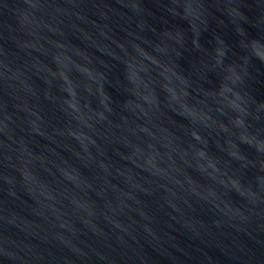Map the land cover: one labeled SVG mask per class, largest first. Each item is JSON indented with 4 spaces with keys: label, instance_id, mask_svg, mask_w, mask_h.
Here are the masks:
<instances>
[{
    "label": "water",
    "instance_id": "water-1",
    "mask_svg": "<svg viewBox=\"0 0 264 264\" xmlns=\"http://www.w3.org/2000/svg\"><path fill=\"white\" fill-rule=\"evenodd\" d=\"M0 264H264V0H0Z\"/></svg>",
    "mask_w": 264,
    "mask_h": 264
}]
</instances>
